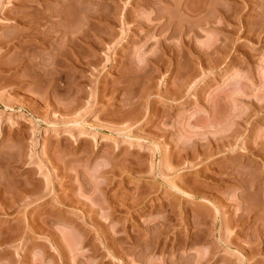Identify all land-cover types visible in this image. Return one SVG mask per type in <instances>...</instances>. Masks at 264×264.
<instances>
[{
	"label": "rangeland",
	"instance_id": "obj_1",
	"mask_svg": "<svg viewBox=\"0 0 264 264\" xmlns=\"http://www.w3.org/2000/svg\"><path fill=\"white\" fill-rule=\"evenodd\" d=\"M0 264H264V0H0Z\"/></svg>",
	"mask_w": 264,
	"mask_h": 264
},
{
	"label": "bare ground",
	"instance_id": "obj_2",
	"mask_svg": "<svg viewBox=\"0 0 264 264\" xmlns=\"http://www.w3.org/2000/svg\"><path fill=\"white\" fill-rule=\"evenodd\" d=\"M83 12H84V11H83ZM52 13H53V12H52ZM54 13H55V12H54ZM56 13H57V12H56ZM68 14H69V13H68ZM89 15H91V17L95 19V18H97L98 13H97V15H95V14H89ZM35 16H36V15H35ZM57 16H58V15H57ZM37 17H38V15H37ZM92 18H91V19H92ZM91 19H90V20H91ZM34 20H36V19H34ZM90 20H89V21H90ZM90 22H91V21H90ZM91 23H92V22H91ZM91 23H90V26H91ZM92 24H93V23H92ZM34 30H35V29H34ZM47 30H48V29H47ZM30 32L32 33V31H30ZM34 32H36V31H34ZM42 32H43V31H42ZM45 32H49V31H45ZM45 32H43V33H44V36H42V33L40 34V33L38 32V33H39V34H38V33L36 32L37 35H38V37H39V39H40V38H43V37H45V35H48V34H49V33H45ZM50 33H51V32H50ZM33 34H35V33H33ZM78 34H79V33H78ZM50 35H51V34H50ZM31 36H32V35H31ZM48 36H49V35H48ZM38 37H37V38H38ZM45 38H46V37H45ZM74 38H75V37H74ZM76 38H77V37H76ZM36 40H38V39H36ZM36 40H35V41H36ZM35 41H34V42H35ZM43 41H44V40H43ZM39 42H40V40H39ZM41 42H42V39H41ZM42 44H43V43H42ZM76 44H77V43H76ZM65 45H66V44H65ZM65 45H64V46H65ZM77 45H78V44H77ZM77 45H76V47H77ZM74 46H75V43H74ZM80 46H81V45H80ZM49 47H50V46H49ZM81 47H82V46H81ZM77 49H78V48H77ZM77 49H76V51H77ZM67 50H69V49H67ZM56 51H57V50H56ZM54 52H55V51H54ZM65 52H66V51H65ZM56 53H57V54H59V53L62 54V53H64V52L61 51V50L59 49L58 52H56ZM56 56H57V55H56ZM58 57H59V56H58ZM66 57H67V56H66ZM62 58H63V57H62ZM60 59H61V58H60ZM63 59H64V58H63ZM63 59H62V60H63ZM77 60H78V59H77ZM77 60H76V62H77ZM59 62H60V61H59ZM78 63H79V62H78ZM78 63H77V64H78ZM80 63H81V62H80ZM80 63H79V64H80ZM56 65H57V64H56Z\"/></svg>",
	"mask_w": 264,
	"mask_h": 264
}]
</instances>
